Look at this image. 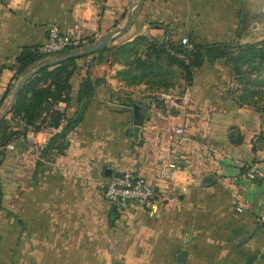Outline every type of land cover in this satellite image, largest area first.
I'll use <instances>...</instances> for the list:
<instances>
[{
  "label": "crops",
  "instance_id": "0c3cea01",
  "mask_svg": "<svg viewBox=\"0 0 264 264\" xmlns=\"http://www.w3.org/2000/svg\"><path fill=\"white\" fill-rule=\"evenodd\" d=\"M50 23L87 42L76 50L110 39L109 50L77 59L69 101L37 107L35 124L57 128L44 150L11 109L19 79L65 55H47L15 78L22 50L38 47ZM183 36L205 50L260 48L264 0H0V259L264 264V86L228 74L227 58L208 56L190 85L180 87L181 76L166 86L158 71L177 64L157 51ZM125 43L116 59L113 47ZM169 163L174 178L160 181L161 199L151 205L119 209L104 197L112 174L134 170L154 181ZM251 166L260 170L255 179Z\"/></svg>",
  "mask_w": 264,
  "mask_h": 264
},
{
  "label": "trees",
  "instance_id": "16d2710c",
  "mask_svg": "<svg viewBox=\"0 0 264 264\" xmlns=\"http://www.w3.org/2000/svg\"><path fill=\"white\" fill-rule=\"evenodd\" d=\"M91 42L93 43L94 41H91ZM86 44L87 42L80 43L78 47L68 49L67 51L63 53L66 54L75 49H78L79 47L85 46ZM129 45L130 43H125V44L113 47L114 52L112 53V55H116V59H118L117 54L122 55L126 53L127 52L126 48ZM161 45L163 46V49L157 52L167 53L169 56V60L171 62L176 63V64L179 63L180 65H183V67L185 68V73L189 75V79L191 82L193 79V75H194L193 68L198 63H200L198 61L199 53L196 50V47H194V49L191 52L192 61H190V63H185L183 60L179 59L178 57H176L174 54H172L169 51V49L165 45V42H163ZM258 45L259 44L255 43V44L245 46L244 48H241V50L236 56V61L238 60L239 63L245 62L247 64H252L253 62H257L258 68H264V41L261 42L260 48H258ZM171 47H174L177 51L183 50V45L179 42L177 44L175 43ZM224 47L223 45H216V49L205 50L207 56L209 57V60H216L222 57L225 54V51H223ZM106 50H109V48L103 47L102 49H100V51H106ZM47 55H50V54H44V53L39 52L38 47L36 48L25 47L22 50L20 57H19L21 68H20L19 73L15 75V78L18 79L21 75H24L29 70V68L38 64L39 62H42V63L45 62L42 60ZM78 58H80V56L72 57L66 61L43 67L39 71L35 72L33 76L30 77L28 80H26L23 83V85L19 88L17 92V99L14 105L12 106L11 113L15 115L16 117H21L25 119L27 121V124L34 125L38 128L44 124L53 126L52 124H55V123L52 121L50 122L45 121L44 123L40 125L35 124L36 117H37V114H36L37 107L40 104H42L44 101L50 100V99H53V100L64 99L66 101L70 100L69 89L72 86L70 79L76 70V63H77ZM146 66L148 68L151 67V65L149 66V64H146ZM238 69H240V67ZM165 73L166 71H158L157 76L165 77L166 75ZM41 80L43 81L42 84L40 83ZM166 82L167 81L165 78V85L168 86L169 83H166ZM89 85H90L89 83L86 84L84 88L87 89ZM88 91L91 92L89 88H88ZM254 92L258 93L257 90H255ZM29 93H30V96H28ZM64 93L66 94L65 97H63ZM56 136L57 135L52 137L51 140L55 138ZM49 142L44 147V150H46V147L48 146ZM0 154H2L1 151H0Z\"/></svg>",
  "mask_w": 264,
  "mask_h": 264
},
{
  "label": "built area",
  "instance_id": "2783aa9c",
  "mask_svg": "<svg viewBox=\"0 0 264 264\" xmlns=\"http://www.w3.org/2000/svg\"><path fill=\"white\" fill-rule=\"evenodd\" d=\"M45 30L46 38L38 46V50L41 53H63L80 45L79 41L65 33L57 23L48 24ZM180 43L183 45V50L177 51L172 48H169V50L185 63H190L194 45L190 42L188 36L181 37ZM157 96L174 102L173 94L170 92H158ZM177 131L180 132L181 130ZM56 132L57 128L48 124H44L39 128L31 124L26 125V138L38 149L44 148L47 142L55 136ZM12 147L10 145L8 148ZM174 169L175 164L169 163L168 167L154 181L147 179L134 170L114 173L110 176L103 189L104 197L119 209H128L133 202L141 205H151L161 199L160 181H172ZM259 174L260 170L256 166H251L248 171V176L252 179H255ZM262 219L264 220V216Z\"/></svg>",
  "mask_w": 264,
  "mask_h": 264
},
{
  "label": "rangeland",
  "instance_id": "374dc122",
  "mask_svg": "<svg viewBox=\"0 0 264 264\" xmlns=\"http://www.w3.org/2000/svg\"><path fill=\"white\" fill-rule=\"evenodd\" d=\"M190 41L193 43L194 47H196V50L199 53L198 54L199 55L198 61L199 62L204 61L206 58L205 56H207L204 45L197 43L195 38H193V40L191 39ZM163 42H165V43L167 42L169 44H175V43L177 44L178 40L177 41L171 40L170 37H167V39H165ZM236 47L237 46L235 45L234 48H232L233 51L229 50V52L225 53L222 56L223 58H227L228 64L230 66V72H228V74L235 75V76L239 75L242 78H244V82L246 81V83L249 82L253 86L255 85L257 87L262 88L264 86V68H258L257 67L258 63H256V62H253L252 64H247L245 62L239 63L238 60L236 61V56L238 54V53L236 54V51H237ZM239 67H240V69H238ZM165 74L167 75V76L165 75V77H164L166 79H170V78L171 79L172 78L177 79V78H180L182 76V81H181L182 83L179 84L180 87H185L186 86L185 84H187V85L191 84L190 79H189V75H187L185 73V68L183 67V65H180L179 63H177V66H175V69L166 70ZM178 81H179V79L177 80V82ZM166 83H169V82H166ZM176 85L177 84L174 83L172 86H176ZM10 218H11V216H10ZM11 221H12V219H11ZM11 221L9 223L10 229H12ZM9 246L10 245H6V250L8 249ZM0 264H12L11 260H10V256L6 257L5 259H0Z\"/></svg>",
  "mask_w": 264,
  "mask_h": 264
},
{
  "label": "water",
  "instance_id": "95a60500",
  "mask_svg": "<svg viewBox=\"0 0 264 264\" xmlns=\"http://www.w3.org/2000/svg\"><path fill=\"white\" fill-rule=\"evenodd\" d=\"M130 22V16L128 17L126 23L124 26H127L128 23ZM109 37H107L106 39L94 44V45H91L85 49H82V50H75V51H71V52H68L66 53L63 57H61L60 59H57V60H54V61H49V62H45L44 64H42L40 66V68L38 70H40L41 68L43 67H46V66H49L53 63H58V62H61L63 60H66L68 58H71V57H76V56H81V55H85V54H88V53H93L97 50H99L100 48H102L108 41H109ZM33 72H30L26 75H24L22 78L19 79V81L17 82V85L14 89V92H13V95H12V102L14 101L15 99V96H16V93L19 89V87L24 83V81H26L30 75H32ZM80 118V116L77 117V119L75 120V122ZM143 123V119L142 118H137L135 120V127H134V135L135 137H138V133H139V130H140V127Z\"/></svg>",
  "mask_w": 264,
  "mask_h": 264
}]
</instances>
